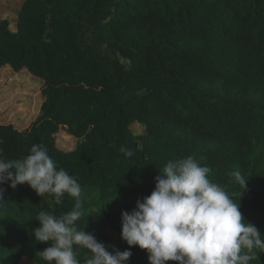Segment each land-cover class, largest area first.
<instances>
[{
    "label": "trees",
    "instance_id": "trees-1",
    "mask_svg": "<svg viewBox=\"0 0 264 264\" xmlns=\"http://www.w3.org/2000/svg\"><path fill=\"white\" fill-rule=\"evenodd\" d=\"M5 67L42 80L44 101L24 130L0 122V149L15 160L44 145L82 186L78 227L110 252L130 250L128 264L149 260L122 240V213L152 193L169 159L207 166L264 239V0H26L17 32L0 23ZM64 130L76 149L58 148ZM235 172L248 180L244 193ZM0 187V264H46L35 217L63 215L74 198Z\"/></svg>",
    "mask_w": 264,
    "mask_h": 264
},
{
    "label": "clouds",
    "instance_id": "clouds-1",
    "mask_svg": "<svg viewBox=\"0 0 264 264\" xmlns=\"http://www.w3.org/2000/svg\"><path fill=\"white\" fill-rule=\"evenodd\" d=\"M128 158L133 149L122 147ZM155 177V189L135 208L122 213L121 238L129 248L148 253L149 264H251L257 251L264 253L261 232L249 223L225 188L209 178L210 169L194 156L169 159ZM235 182L247 190L248 180L233 173ZM12 189L29 185L40 197L54 196L62 203L67 194L73 208L63 215L40 210V227L32 231L37 243L50 246L37 254L46 264H128L132 252L109 251L77 222L85 214L82 186L77 177L58 168L42 144H34L23 159H8L0 149V185ZM0 187V206L5 202ZM242 193V195H243ZM102 214V213H101ZM78 248L90 257L79 258Z\"/></svg>",
    "mask_w": 264,
    "mask_h": 264
},
{
    "label": "rangeland",
    "instance_id": "rangeland-1",
    "mask_svg": "<svg viewBox=\"0 0 264 264\" xmlns=\"http://www.w3.org/2000/svg\"><path fill=\"white\" fill-rule=\"evenodd\" d=\"M42 80L29 72L15 73L5 67L0 71V122L14 124L19 130L28 128L39 116L43 97L41 94ZM135 134H141L144 129L134 125ZM78 140L61 131L57 136V146L63 151L77 148ZM23 264H32L24 261Z\"/></svg>",
    "mask_w": 264,
    "mask_h": 264
},
{
    "label": "crops",
    "instance_id": "crops-1",
    "mask_svg": "<svg viewBox=\"0 0 264 264\" xmlns=\"http://www.w3.org/2000/svg\"><path fill=\"white\" fill-rule=\"evenodd\" d=\"M26 0H0V23L7 20L10 30L17 32L20 10Z\"/></svg>",
    "mask_w": 264,
    "mask_h": 264
}]
</instances>
